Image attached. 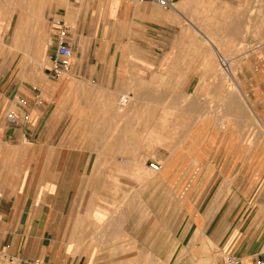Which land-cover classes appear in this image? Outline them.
Listing matches in <instances>:
<instances>
[{"label": "crops", "instance_id": "crops-1", "mask_svg": "<svg viewBox=\"0 0 264 264\" xmlns=\"http://www.w3.org/2000/svg\"><path fill=\"white\" fill-rule=\"evenodd\" d=\"M167 1L172 7L155 0H66L54 14L72 48L63 79L46 71L53 48L42 75L18 66L5 79L0 68V97L7 102L0 106V255L21 264H75L68 257L59 263L68 239L62 226L80 194H99L106 178L138 190L129 207L182 212L176 238L202 229L247 261L264 254V46L232 57L237 88H231L217 79L202 41L180 39L192 31L237 40L264 33V0ZM197 1L218 25L203 31L193 24ZM186 7L187 26L181 24ZM19 11L28 15V5ZM162 81L180 82L179 91L164 89ZM74 86L92 87L99 97L83 104L92 116L77 126L91 128L92 140L63 143L92 144L87 154L59 148L70 120L63 98ZM10 113L17 124L7 120ZM151 162L158 172L139 185Z\"/></svg>", "mask_w": 264, "mask_h": 264}, {"label": "rangeland", "instance_id": "rangeland-1", "mask_svg": "<svg viewBox=\"0 0 264 264\" xmlns=\"http://www.w3.org/2000/svg\"><path fill=\"white\" fill-rule=\"evenodd\" d=\"M63 2L66 0H0V68H5V79L11 78L13 70L18 66L26 68L30 75L43 74L45 65H48L47 43L52 39L53 26L57 18L54 14ZM24 4L28 5L29 13L33 17H30L28 13V15L24 14V18L21 14L19 10ZM197 7L196 19L193 17L195 26L204 31L207 26L219 24L210 16V12L205 10L204 2L197 1ZM39 8H41L40 12ZM181 13V24L187 26L189 23L184 20V18L189 20L187 7ZM19 17V29L15 35L13 27L16 22L18 23ZM201 33L210 38L214 42L213 45L206 43ZM201 33L187 32L181 34L180 39L202 41L210 51L209 56L215 64L217 79L223 82L229 81L231 88H234L235 78V63L232 62V57L241 53L247 54L256 47L264 46V33L247 32L241 40L230 38V36L235 37L236 34ZM248 37H254L256 44L252 46L247 44ZM180 51L192 52V55H195L197 50L181 49ZM220 54L229 61L228 68L233 81L221 74L222 70L217 61ZM190 56L191 54L188 55ZM21 63L24 65H20ZM63 77L64 74L58 82ZM162 82H164V89L179 91L180 82ZM97 93L92 87L78 89L76 86L66 92L63 103L70 106V120L61 130L62 144H59V148L86 152V154L92 151L94 147L92 144L63 143L67 140L83 141L85 137H87L86 140H92L91 128L83 129L77 126L80 124L79 120L82 125L84 116H92V112L83 113V104L92 106L99 100ZM173 99L178 100L175 103H179V100L181 103L186 102L183 97H173ZM117 102L126 103V101L119 102V99ZM6 104V100L0 97V106ZM7 106H11V103ZM85 109L87 110L86 106ZM155 174L150 169L147 170L138 178L139 185L152 180ZM92 179L91 176L86 178V185H91ZM98 191L100 193L97 195L87 191L80 194L79 198L82 199L75 201L74 214L65 218L66 223L62 228L68 239L63 256L59 257V263L68 257L69 261L75 264H216L220 252L228 250L227 241L218 245L205 235L202 229L194 230L184 239L176 238L174 228L179 218L180 220L181 217L183 218V213L181 212L178 217L177 210L129 207L131 204L128 201L131 195L138 190L124 189L123 183L119 180H113L111 183L108 178L102 180ZM172 220H175V224H172ZM58 234L59 232L56 235ZM60 243L59 237L58 244ZM0 264L21 263L0 255Z\"/></svg>", "mask_w": 264, "mask_h": 264}, {"label": "built area", "instance_id": "built-area-1", "mask_svg": "<svg viewBox=\"0 0 264 264\" xmlns=\"http://www.w3.org/2000/svg\"><path fill=\"white\" fill-rule=\"evenodd\" d=\"M76 2L80 0H74ZM157 4L163 7H172V4L167 0H155ZM54 26L58 29V32L54 34L53 38L48 41V47L54 49V53L50 56L49 66L47 67V72L50 77L58 78L64 72H66L70 66V59L72 57V48L64 40L66 33L64 32V24L60 20L54 22ZM54 28V29H55ZM218 65L221 68V74L225 75L227 79H232V74L230 69L226 64L225 58L221 55L217 57ZM229 65V64H228ZM124 98L120 99V102H124ZM20 104H25L23 99L19 100ZM7 120L12 124H17L18 119L13 116L12 113L6 116ZM159 164L156 162H151L148 164V168L157 173L159 170ZM216 264H264V254L262 256L254 257L250 261L242 258L241 256L235 255L228 250H223L220 252L219 259Z\"/></svg>", "mask_w": 264, "mask_h": 264}, {"label": "bare ground", "instance_id": "bare-ground-1", "mask_svg": "<svg viewBox=\"0 0 264 264\" xmlns=\"http://www.w3.org/2000/svg\"><path fill=\"white\" fill-rule=\"evenodd\" d=\"M41 11V8H39V12ZM185 20V19H184ZM186 21H187V19H186ZM196 32V31H195ZM204 39H205V41H206V43L208 42V43H210V44H212L213 45V41L210 39V38H208L205 34H200ZM216 48V47H215ZM220 48V47H219ZM218 49V48H217ZM221 50V49H220ZM218 52H219V50H218ZM221 55V54H220ZM225 61H226V64H227V66H228V63H229V61L227 60V59H225ZM37 62V61H36ZM41 63V62H40ZM38 64V63H37ZM36 67V66H35ZM37 68V67H36ZM38 69V68H37ZM229 69V68H228ZM233 78V77H232ZM232 81H233V79H232ZM233 83H234V88H237V86H236V82L235 81H233ZM224 88V87H223ZM239 90V89H238ZM239 94V93H238ZM125 103V102H124ZM122 104V103H121ZM123 105V104H122ZM191 105V104H190ZM246 107V106H245ZM247 109H249V108H247ZM250 110V109H249ZM189 111V110H188ZM250 112V111H249ZM251 114V113H250ZM252 115V114H251ZM254 117V116H253ZM258 117V116H257ZM254 119H255V117H254ZM257 119V118H256ZM256 122H257V120H256ZM261 124V123H260ZM243 126H247L246 124L245 125H243ZM259 126V125H258ZM264 126V125H263ZM222 128V127H221ZM225 128V127H224ZM262 129V128H261ZM144 256V255H143ZM147 256V255H146ZM145 256V257H146ZM150 258V257H149ZM136 260V259H135ZM148 260V259H147Z\"/></svg>", "mask_w": 264, "mask_h": 264}]
</instances>
